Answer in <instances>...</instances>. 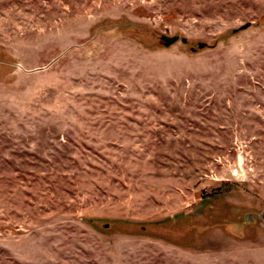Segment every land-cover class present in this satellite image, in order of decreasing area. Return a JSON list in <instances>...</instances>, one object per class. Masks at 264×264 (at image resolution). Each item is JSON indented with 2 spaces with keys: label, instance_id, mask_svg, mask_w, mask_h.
Wrapping results in <instances>:
<instances>
[{
  "label": "rangeland",
  "instance_id": "1",
  "mask_svg": "<svg viewBox=\"0 0 264 264\" xmlns=\"http://www.w3.org/2000/svg\"><path fill=\"white\" fill-rule=\"evenodd\" d=\"M263 209L264 0H0V264H264Z\"/></svg>",
  "mask_w": 264,
  "mask_h": 264
},
{
  "label": "water",
  "instance_id": "2",
  "mask_svg": "<svg viewBox=\"0 0 264 264\" xmlns=\"http://www.w3.org/2000/svg\"><path fill=\"white\" fill-rule=\"evenodd\" d=\"M174 39H167L166 42L169 44L171 42H173ZM259 218L262 219L264 221V209L262 211V213L259 215Z\"/></svg>",
  "mask_w": 264,
  "mask_h": 264
}]
</instances>
